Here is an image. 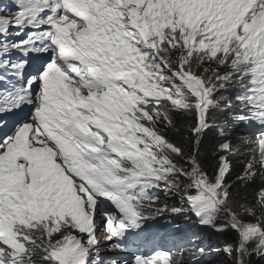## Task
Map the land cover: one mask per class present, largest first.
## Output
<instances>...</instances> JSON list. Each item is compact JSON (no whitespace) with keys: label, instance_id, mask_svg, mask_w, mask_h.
<instances>
[{"label":"snow or ice","instance_id":"obj_1","mask_svg":"<svg viewBox=\"0 0 264 264\" xmlns=\"http://www.w3.org/2000/svg\"><path fill=\"white\" fill-rule=\"evenodd\" d=\"M233 139L257 146L235 176ZM179 217L264 264V0L0 2V264H121L101 230L207 264L198 232L141 251Z\"/></svg>","mask_w":264,"mask_h":264},{"label":"trees","instance_id":"obj_2","mask_svg":"<svg viewBox=\"0 0 264 264\" xmlns=\"http://www.w3.org/2000/svg\"><path fill=\"white\" fill-rule=\"evenodd\" d=\"M214 142H215V140H214V138H212V134H209V139L205 140L204 147L207 148L208 145H210V144H212ZM238 149L240 150V149H242V147H240ZM237 157L238 156L233 157L234 167H235V170H236L235 173H234V176L238 175L241 172L242 165L244 163H246V162H242V161H236L235 158H237ZM259 183H260L259 178H257V181L254 184L253 183H249L247 186H245L243 184H238L236 189H234V191L239 192L241 198H246L247 200H252L256 196ZM162 198H163V196H162ZM170 202H172V201H170ZM204 230L206 232L208 231L209 233L208 234L204 233V234H202V236L203 235L207 236V239L210 241V243L214 244V246H217V248H221L219 246V242H221L222 240H225L228 243H233V242L236 241V233H234V232L229 231V232H226L224 234H219V233L213 232V231H211L209 229H204ZM196 232H200V230H197ZM219 259H220V257H219ZM219 259H218V261H219ZM221 259H223V258H221ZM215 261H217V259H215V258L209 259L207 261V264H215V263H217Z\"/></svg>","mask_w":264,"mask_h":264},{"label":"rangeland","instance_id":"obj_3","mask_svg":"<svg viewBox=\"0 0 264 264\" xmlns=\"http://www.w3.org/2000/svg\"><path fill=\"white\" fill-rule=\"evenodd\" d=\"M233 146L236 149L242 147V149L239 150L238 155H236L238 157L235 158L236 161H242V162H247L248 159H251L253 157V155L256 153V149H257V146L255 143L246 145V144H241L239 141H237L235 139H233ZM169 203H172V202L169 201ZM99 219H100V217H99ZM245 219L247 220L249 218L245 217ZM100 242H101L102 253H105L107 255H112L113 253H108V243L109 242L106 240H100ZM209 243L204 241V243H202L201 245L207 246V245H209ZM225 243H228V242L225 240H222L221 242H219V246L221 248H218V249H221V251L217 255L218 256L217 261H218L219 257H220V259L216 264H233V261L231 259H229V257L222 250ZM235 243H236V241L233 242L232 244L235 245ZM213 245H209L207 248L212 247ZM213 247L217 248V246H213ZM221 258H223V259H221Z\"/></svg>","mask_w":264,"mask_h":264},{"label":"bare ground","instance_id":"obj_4","mask_svg":"<svg viewBox=\"0 0 264 264\" xmlns=\"http://www.w3.org/2000/svg\"><path fill=\"white\" fill-rule=\"evenodd\" d=\"M243 156V155H242ZM163 199V198H162ZM209 232H207V234H208ZM157 239H160V241L156 244V245H159V246H165L166 244H167V242H165L164 243V239H165V237L163 236V235H160V236H158L157 237ZM100 240H105L102 236L100 237ZM207 243H209L208 241H206ZM209 245H213V244H211V243H209ZM209 245H207L206 246V248L209 246ZM154 247H156V246H154ZM118 253L119 252H116V253H113L112 254V256H115V257H118V258H120V256L118 255ZM216 264V263H215Z\"/></svg>","mask_w":264,"mask_h":264},{"label":"clouds","instance_id":"obj_5","mask_svg":"<svg viewBox=\"0 0 264 264\" xmlns=\"http://www.w3.org/2000/svg\"><path fill=\"white\" fill-rule=\"evenodd\" d=\"M97 218H99V217H97Z\"/></svg>","mask_w":264,"mask_h":264}]
</instances>
